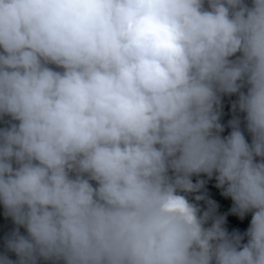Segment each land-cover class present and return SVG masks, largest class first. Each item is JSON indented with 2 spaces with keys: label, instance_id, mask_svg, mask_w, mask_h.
Segmentation results:
<instances>
[{
  "label": "clouds",
  "instance_id": "1",
  "mask_svg": "<svg viewBox=\"0 0 264 264\" xmlns=\"http://www.w3.org/2000/svg\"><path fill=\"white\" fill-rule=\"evenodd\" d=\"M0 125V264H264V0H0Z\"/></svg>",
  "mask_w": 264,
  "mask_h": 264
},
{
  "label": "trees",
  "instance_id": "2",
  "mask_svg": "<svg viewBox=\"0 0 264 264\" xmlns=\"http://www.w3.org/2000/svg\"><path fill=\"white\" fill-rule=\"evenodd\" d=\"M236 99L235 96H224L222 97V108H221V118L220 122L224 126V131L221 133L222 136L228 135V133L231 131L230 127L228 126V121L233 118V112H232V102ZM237 115L240 116L241 119V130L244 131V123H243V114L242 113H237ZM2 126V125H0ZM244 135L246 140H249L250 142V137L247 134L246 131H244ZM197 179L203 180L204 185L203 188L200 189L196 193H190L187 195V198L190 200V202L196 203L198 207L201 209V211H204L207 209V201L211 200L214 201L216 204L215 210H217V205H222L224 206L225 204L228 205V211H231L232 207V201H227V197L221 195L222 190L216 187V181L215 177L213 176L212 178H209L203 174L200 176H193L192 181L193 183L196 182ZM196 195H203L204 199L200 201H195L194 197ZM251 219V214H246L243 219H240L239 217L235 216L231 212V217L230 219L227 218L225 220L224 227L229 231H233L234 229L239 231L241 234L246 231L248 224ZM14 225L11 221L10 218H7L4 216L3 213V207L0 205V254H3L5 252L4 249V238L5 236L13 229ZM21 233H23V229H20ZM244 242V241H242ZM9 258L15 259L14 254L8 253Z\"/></svg>",
  "mask_w": 264,
  "mask_h": 264
}]
</instances>
